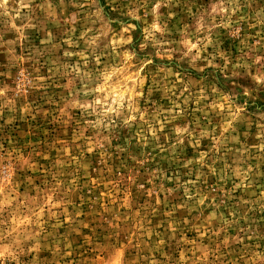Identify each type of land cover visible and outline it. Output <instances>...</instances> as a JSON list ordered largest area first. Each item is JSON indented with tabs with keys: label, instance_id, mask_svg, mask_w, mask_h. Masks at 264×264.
<instances>
[{
	"label": "rangeland",
	"instance_id": "rangeland-1",
	"mask_svg": "<svg viewBox=\"0 0 264 264\" xmlns=\"http://www.w3.org/2000/svg\"><path fill=\"white\" fill-rule=\"evenodd\" d=\"M0 264H264V0H0Z\"/></svg>",
	"mask_w": 264,
	"mask_h": 264
}]
</instances>
